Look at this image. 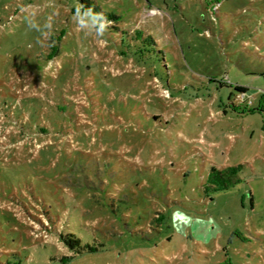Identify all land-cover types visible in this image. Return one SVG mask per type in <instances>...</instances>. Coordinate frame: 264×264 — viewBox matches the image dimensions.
Here are the masks:
<instances>
[{
    "label": "rangeland",
    "instance_id": "1",
    "mask_svg": "<svg viewBox=\"0 0 264 264\" xmlns=\"http://www.w3.org/2000/svg\"><path fill=\"white\" fill-rule=\"evenodd\" d=\"M93 1L100 36L76 0H0V264H62L50 228L96 248L65 264H264V115L225 108L264 92V0Z\"/></svg>",
    "mask_w": 264,
    "mask_h": 264
},
{
    "label": "trees",
    "instance_id": "2",
    "mask_svg": "<svg viewBox=\"0 0 264 264\" xmlns=\"http://www.w3.org/2000/svg\"><path fill=\"white\" fill-rule=\"evenodd\" d=\"M80 5H83V8L81 9V14L83 15H86L85 13L86 10L90 8L92 9L93 13H103V15L107 18L108 21L116 20L118 18L113 13L104 12L97 4L94 3L93 0H76V5L72 9V12H76L77 7ZM54 55L55 52L54 49H52L51 52L47 54V59L52 58ZM233 89L237 94L233 95L232 93H230V96H228V104L226 105V107L225 106L223 107H225L226 109L228 108L231 112L239 113V111L237 112L236 109L239 108L240 106L242 108L241 110L242 112L246 110L250 113L255 112L264 115V92L258 93L256 97L257 104L252 105L251 96H246L247 88L241 85H233ZM232 97L235 98L237 101L235 102V99L232 100ZM237 102L240 104H237ZM248 106H250V108ZM60 113L62 112L60 111ZM35 118L36 121L33 123L31 121L28 122V119L25 117L23 118L18 117L17 119H14L13 123L10 122V124L13 127H15V132H13V134L12 133L10 134L11 136L10 138L12 139L17 138L15 136L16 132L19 137L49 136V134L51 133L49 131V127L52 126L50 121H48L49 122V127H48L42 122V119H44L43 116H36ZM72 118L76 120L73 121L75 128H71V131L76 132L78 130H81V116L74 114ZM6 119L7 121H9L8 117H6ZM24 122H26V124ZM78 127H80V129H78ZM238 171H239V166L228 167L223 170L212 169L208 175L207 184L204 190L206 192L209 191L218 192V191L227 190L232 184L238 182L237 179H235ZM50 229H51L50 234L54 236L57 239V241L69 252V254L63 255L59 258V262L62 264L69 262L72 258H74V255L81 254V252L83 251H88V252L96 251L95 247L89 245H82L81 239L75 234H73V232L59 233L54 228H50Z\"/></svg>",
    "mask_w": 264,
    "mask_h": 264
},
{
    "label": "clouds",
    "instance_id": "3",
    "mask_svg": "<svg viewBox=\"0 0 264 264\" xmlns=\"http://www.w3.org/2000/svg\"><path fill=\"white\" fill-rule=\"evenodd\" d=\"M83 8V5H80L76 9V16L79 17L81 15V9ZM86 15L91 16L92 20V27H96L97 29V35H103V32L107 25L111 24V21H108L107 18L103 15V13H93L92 9L86 10ZM81 26H84L81 22Z\"/></svg>",
    "mask_w": 264,
    "mask_h": 264
}]
</instances>
